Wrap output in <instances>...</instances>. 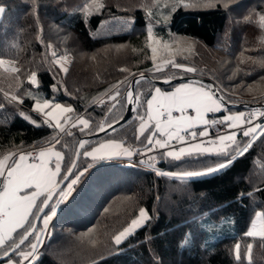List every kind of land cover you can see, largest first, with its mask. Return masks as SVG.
Masks as SVG:
<instances>
[{"label":"trees","instance_id":"obj_1","mask_svg":"<svg viewBox=\"0 0 264 264\" xmlns=\"http://www.w3.org/2000/svg\"><path fill=\"white\" fill-rule=\"evenodd\" d=\"M160 2L163 0H0L5 8L0 19V59L14 61L17 69L0 65V159L52 144L63 153V175L80 138L88 135L79 126L59 135L45 124L33 110L34 100L28 95L32 87L44 93L36 100L64 103L74 109L72 116L89 119L91 133L98 125L124 115L125 92L140 73L162 79L195 75L211 80L227 101L264 102V21L260 19L264 0H184L195 6L177 7L174 12L175 0ZM149 25L160 44L173 45L163 53L197 71L189 73L170 63L163 72H156L154 64L163 53L156 61L151 59ZM174 37L196 43L187 54L180 53ZM66 50H73L75 56L61 76L52 53L57 56ZM94 61L122 69L124 75L119 81L86 82ZM33 72L37 73L36 85L30 83ZM117 85L120 103L114 108L101 103L115 95ZM156 86L148 78L140 79L135 86L139 103L134 116L115 131L89 139L86 149L116 140L137 153L133 159L155 150L146 140L154 132L153 125L140 135L139 117H146V102ZM13 96L17 101L11 100ZM228 111L255 110L223 108L211 116L222 117ZM21 112L38 122L34 125L31 119L21 118ZM241 131L236 132L237 141L247 142ZM163 152L155 150L151 158L145 154L144 163L132 162L133 166L96 163L58 209L35 264H264V238L246 235L255 212L264 211V137H258L251 150L222 173L188 183L157 173L200 170L224 158L173 161L162 159ZM77 163L83 168L93 162L81 155ZM140 209L148 211L150 223L115 245V235ZM186 237L188 243L181 247ZM12 259L16 264L23 261L16 256Z\"/></svg>","mask_w":264,"mask_h":264},{"label":"snow or ice","instance_id":"obj_2","mask_svg":"<svg viewBox=\"0 0 264 264\" xmlns=\"http://www.w3.org/2000/svg\"><path fill=\"white\" fill-rule=\"evenodd\" d=\"M194 6L195 4L192 3L185 4L184 0H175L171 11L174 12L177 7ZM3 12H5V8L0 6V13ZM260 19L264 21V16H261ZM147 36L149 41H153L151 25L148 27ZM154 43L159 45L160 42L154 41ZM150 47L152 53L151 59L156 61L158 48L156 46ZM164 47L167 48L168 45H164ZM52 56H56V53L53 52ZM65 60H67V57H61L57 62L61 70L67 73L68 68L64 67L63 64ZM5 63L6 61L0 59V65ZM169 63L177 69L183 67L174 61H165L161 64H154V70L156 72H163ZM13 71H17V69H13ZM184 71L195 73L197 69L188 67ZM140 77L143 78V73H140ZM163 82L165 84L171 83L170 80ZM30 83L33 85L37 84V73H31ZM193 84H199L200 86L194 87L192 86ZM53 88H55V84ZM114 91L115 95L110 94L108 96V103L113 108L120 103L119 85L114 86ZM154 91L156 95H153L146 102L147 119L143 115L139 117V133L143 135L151 126L150 122L153 121L155 122V129L164 132L167 137L166 140L153 139L156 135L155 131L146 137L148 143L154 145L157 149H172L161 153L162 159L171 158L173 161H181L185 158L201 159L209 156L224 158L215 165H208L200 170L161 171L157 173L159 175L171 176L183 183L192 182L201 177L215 176L230 168L238 158L246 155L258 137H264V124L255 123L256 113H250L245 117V114L241 112L237 115H225L219 121L207 120L205 118L206 113H217L224 108V104L220 102L223 97L221 96L219 100L216 99L219 96V91L213 90L211 84L193 81L191 83L180 84L171 92H161L159 87H156ZM29 98L34 100L33 110L36 113L42 114L45 124L50 125L54 129H59L60 132L65 131V126L61 123V117L64 118L65 123L72 120V117L66 114L72 113L74 111L73 108L65 107L60 103H52V101L47 99L41 103L30 94ZM17 99L15 96L11 98L12 101H17ZM125 99L132 105L139 103L138 97L134 98L132 91L127 92ZM154 101L157 102L155 108L153 106ZM19 102L23 103L22 100ZM189 109L194 110L195 116H188L186 114ZM173 111H176L178 115L173 117ZM18 115L23 119H29L22 112L18 113ZM162 117H166L163 124L161 122ZM259 117L264 119V112H260ZM121 119L123 118L121 117ZM30 122L34 125L36 123L35 121ZM217 123L226 125L229 129L241 128L242 136L248 138L247 142L237 141V133L235 131L228 135H218V139L205 141L203 138L209 136L208 127ZM119 124L120 120L110 124L108 128L100 124L97 126L98 133H107L109 129L115 131L116 126ZM197 125H204L206 127L197 133L194 130ZM73 126H79L82 133L91 134L89 119L76 117ZM182 133L184 134L182 135ZM198 137L200 138L199 143H190L187 147H180L178 150L172 144L173 141L183 144L186 140H196ZM55 142L59 143V140ZM90 143L87 139L81 140L79 147L85 150L83 153L77 151L76 157L77 160L81 155L84 158H91L93 163L82 168L76 160H73L70 166L66 167L63 175H61L63 153L54 151L52 148L39 151L37 155H33L32 153H28L27 155L19 154L18 160L15 158V154H9L0 159V253H2L0 260L5 261L6 264H16L12 259L13 256H16L25 262L32 261L35 264V261L38 260L37 254L44 238L50 231V222L56 216L57 209L71 197L76 186L96 163L117 162L125 166H133L132 158L137 153H133L122 144L109 140L108 142L100 143L98 147H94L89 151L86 149V145ZM205 144L208 146H205ZM29 156L34 161L39 162L27 163ZM10 158L11 163H8ZM140 163H144V161H140ZM57 177H60L59 181ZM248 195L252 194L249 193ZM38 200L39 204H37ZM259 215L264 216V213H260ZM150 221L151 216L148 211L140 209L137 218L132 219L123 231L115 235V245L120 246L130 236L134 235L137 230L150 223ZM37 223H39V227H37ZM17 230L21 231L18 233ZM246 235L253 238L257 236L264 238V225L257 230L256 225L253 224ZM30 237L32 239H29ZM188 240L189 237H186L182 241L181 247L188 243ZM250 250L251 245H249ZM236 252L238 256L239 245H236ZM96 264H99V261Z\"/></svg>","mask_w":264,"mask_h":264},{"label":"rangeland","instance_id":"obj_3","mask_svg":"<svg viewBox=\"0 0 264 264\" xmlns=\"http://www.w3.org/2000/svg\"><path fill=\"white\" fill-rule=\"evenodd\" d=\"M160 1H162V0H160ZM167 2H169V0H163V2H160V4H165ZM154 41H158V39H156L154 37V35H153V41H149V42H150L151 46H156L158 48L157 55L160 52L163 53V50H165V49L168 50L169 48H173V45L172 44H169V43L160 44L159 43V45H157V44L154 43ZM174 41H175V43H173V44L175 45L176 51L177 52H180V53H182V52L183 53L188 52L190 49H192L194 47L193 44L196 43L194 40H191V39L185 38V37H174ZM164 45H168V47L165 48ZM52 49L53 48H51V50ZM112 50H114V49H112ZM74 56H75V52L73 50H66L65 53L59 54L57 56H54L53 62H54L55 66H56V68H57V70H58V72L60 73L61 76H63L65 73L61 70V68H60V66H59V64H58L57 61H59L61 57H67V60L63 61V64H64V67H67L68 68V66L71 63V61H72V59H73ZM165 61H174V57H172V55H170V53H163L162 59L157 64H161V63H163ZM175 63L182 65L183 66L182 69H186V68L190 67V66H188L186 64L177 63V62H175ZM12 67H13L12 69H10V68H6V69L13 70L16 67V63L15 62H14V64H13ZM123 75H124V70H122V69L112 68V67H109V66L105 65L102 62L94 61L92 63V65H91V68H90L89 73L87 75L86 82H89V83H97V82H108V81H113V80L114 81H117V80L119 81V78L120 77L122 78ZM29 94L32 97L40 98L44 93H43V91H41V90H39L37 88L32 87L28 91V95ZM101 101L108 102V98L102 99ZM40 102L43 103V101H40ZM58 103H60V102H58ZM60 104H62L65 107H70L69 105H66L64 103H60ZM33 109H34V107H33ZM255 111H259L260 112V111H263V110H255ZM251 112L252 111H250V113ZM71 114L72 113H69V114H66V115H69L70 116ZM40 115L42 116V114H40ZM26 116L29 117V119H31L32 121H35L36 123L38 122L35 119H33L32 117H30L29 115H26ZM43 119H44V117H43ZM258 121L259 120H256L255 123H257ZM61 123L65 124V121H64V118L63 117H61ZM260 123H262V122H260ZM225 131L226 132H224L222 134H219V135H228V134H231V132H233V130H230V131L225 130ZM212 139H218V136L216 138H212ZM199 142H200V140L197 139V141H193L192 143H199ZM187 146L188 145H185L183 147H187ZM205 146H208V145L205 144ZM175 149L178 150L179 148L175 147ZM140 161H142V160H140ZM260 213H264V211L261 210V209H259V210H257L255 212V214L253 216V219H252V221H251V223L249 225L248 231L251 229V227H252L253 224L256 225L257 230H259L260 227L262 225H264V216L259 215ZM135 218H137V216ZM45 240H46V238L42 242V246H41V248L39 250L38 256H39V254H40V252H41V250H42V248L44 246ZM25 263H26L25 261H22L21 264H25ZM31 263H29V264H31Z\"/></svg>","mask_w":264,"mask_h":264},{"label":"crops","instance_id":"obj_4","mask_svg":"<svg viewBox=\"0 0 264 264\" xmlns=\"http://www.w3.org/2000/svg\"><path fill=\"white\" fill-rule=\"evenodd\" d=\"M0 6H3V7H4V5L1 4V3H0ZM2 15H3V13H0V19H1ZM4 61H6V63L3 64L5 68H10V69L13 68V67H12L13 64H14L13 61H11V60H4ZM191 82H193V81H182V82L176 83V84H175L174 86H172L171 88H164L163 86H159V85L156 86V87H159V88L161 89V92H171V91L174 90L175 87H178L180 84H183V83H191ZM192 86H194V87H198V86H200V85H199V84H193ZM156 87H155V88H156ZM155 88H154V89H155ZM154 89H153L151 95L149 96V98L147 99V101L150 100L151 97H152L153 95H156ZM158 99H159V98H158ZM216 99H217V98H216ZM156 104H157V102L154 101V102H153V106H154V108H155ZM222 109H223V108H222ZM241 112H243V113L245 114V117H247V115L250 113V112H246V111H232V112H231V111H228L225 115H237V114H239V113H241ZM252 112H255V111H252ZM252 112H251V113H252ZM260 112H264V111H260ZM186 114H187L188 116H195V112H194V110H192V109L187 110V113H186ZM211 114H212V113H206V114H205V118H206L207 120H210V116H211ZM172 115H173V117H175V116L178 115V113H177L176 111H173ZM225 115H223V116L221 117V119H222ZM70 116L72 117V120L67 121V122L64 124L65 127H66V126L73 127V124H74L75 121H76V117H80V118H84V119H85V117H83V116H72V114H71ZM145 119H147V103H146V117H145ZM165 119H166V117H162V118H161V122H162V124L165 122ZM260 122H262V120H261V121H258L257 123H260ZM262 123H263V122H262ZM262 123H261V124H262ZM150 124L153 125V130L156 132V139H161V140H166V139H167V137H166V135L164 134V132L157 131V130L155 129V122H154V121H153V122H150ZM204 127H206V126H204V125H197L196 128H195L194 130H195L197 133H199L201 130H203ZM226 130H227V131L233 130V131H235V132H238L239 130H241V128L229 129V128H227V126H226ZM189 131H191V130H189ZM208 132H209V136H208V137H204V138H203L204 140H210V139L213 138V137H212V132H211V130H210L209 127H208ZM183 134H184V133H182V135H183ZM108 141H109V140H106V141H103V142H101V143H105V142H108ZM114 141H116V140H114ZM193 141H197V139H196V140H186V142L182 144V147L185 146V145H188V144L192 143ZM116 142L122 144L120 141H116ZM175 142H177V141H173V142H172L173 146H174V143H175ZM98 146H99V144H97V145L94 146V147H98ZM94 147H93V148H94ZM48 148H52L54 151H60V150L57 149L54 145H52V144H46V145H43V146H40V147H37V148H30V149H27V150H25V151H22V152L16 154V155H15V158L18 160V156H19V154H25V155H27L28 153H32L33 155H37V154L39 153V151L47 150ZM125 148H128V147H125ZM174 148H175V146H174ZM129 149H130V148H129ZM90 150H92V148H91ZM90 150H89V151H90ZM155 150H159V149L156 148ZM155 150H153V149H149V150H147V151L142 152V155L148 154V157H147V158H151V157L153 156ZM160 150L168 151V150H172V149H160ZM60 152H61V151H60ZM8 155H9V154H8ZM6 156H7V155H6ZM132 159H133V158H132ZM33 162H37V163H38L39 161H34V160L32 159V157L29 156L28 159H27V163H33ZM8 163H11V158L9 159ZM50 167H51V165H50ZM57 180L59 181V177H57ZM38 202H39V200L37 201V204H38ZM34 211H35V209H34ZM30 218H31V217H30ZM17 231H19V230H17Z\"/></svg>","mask_w":264,"mask_h":264},{"label":"water","instance_id":"obj_5","mask_svg":"<svg viewBox=\"0 0 264 264\" xmlns=\"http://www.w3.org/2000/svg\"><path fill=\"white\" fill-rule=\"evenodd\" d=\"M143 78H148L149 80H152L154 83H156L157 85L159 86H163V85H167L165 84L163 81L165 80H170L171 83H179V82H182V81H200L204 84H211L212 85V89L213 90H216V91H219L218 88L215 86V84L209 80V79H206V78H201V77H197L195 75H190V76H184V77H179V78H173V79H160V78H153L151 76H148L146 74H143ZM140 79H142L140 77V74L134 76L130 82V85L128 87V89L126 90L125 92V97H126V94L128 91H132L133 93V97L136 98V94H135V86L137 84V81H139ZM221 93L219 92V96H217L216 98L219 100L220 97H221ZM223 97V96H222ZM222 104H224V108H241V109H252V110H263L264 109V102L263 103H249V102H242V101H237V102H230V101H227L224 97L223 99L220 101ZM126 103H127V108H126V111L124 113V115L122 116L123 119H119L120 120V124L117 125L116 127L124 124L125 122H127L132 116H134L135 114V111H136V107H137V104L136 105H132V104H129L126 100ZM115 122H112L110 124H113ZM110 124H104V127L105 128H108V126ZM111 129H109L108 131H110ZM98 130L94 133H91V134H88V135H84L80 138L79 140V143L77 145V148H76V152L81 150V148L79 147V144H80V141L81 140H84V139H93L97 136H99L100 134H102L103 132H99L98 134ZM76 152H75V156H74V159L73 160H76L77 161V157H76ZM38 224L37 223V227H38ZM1 261V260H0Z\"/></svg>","mask_w":264,"mask_h":264},{"label":"built area","instance_id":"obj_6","mask_svg":"<svg viewBox=\"0 0 264 264\" xmlns=\"http://www.w3.org/2000/svg\"><path fill=\"white\" fill-rule=\"evenodd\" d=\"M252 113H256V120H259V121L263 120V119H261V118L259 117V113H260L259 111H255V112H252ZM249 114H250V113H249ZM249 114H248V115H249ZM248 115H247V116H248ZM212 120H217V121H219V120H221V117H218V116H211L209 121H212ZM256 120H255V121H256ZM263 124H264V122H263ZM245 126H246V125H245ZM210 129H211V132H212L213 135H218V134H222L223 132H225V130H226V126L217 123V124L212 125V126L210 127ZM57 132H58L59 135H61L62 133H65V132H67V133H71V132H72V129H71L70 126H66L64 132H60L59 129H57ZM197 139L200 140L199 137H198ZM205 141H208V140H205ZM174 146L177 147V148L182 147V145H181L179 142H175V143H174ZM144 159H145V156H144V155H141V156H139L138 158L132 159V162L140 163V160L144 161ZM141 164H142V163H141ZM57 211H58V209H57ZM53 219H54V218H53ZM51 222H52V221H51ZM51 222H50V223H51ZM45 238H46V237H45ZM45 238H44V239H45ZM43 241H44V240H43ZM37 255H38V254H37ZM31 262H32V261H28V262H26L25 264H29V263H31Z\"/></svg>","mask_w":264,"mask_h":264}]
</instances>
